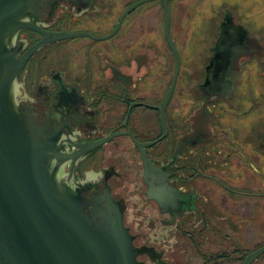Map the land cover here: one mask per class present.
Listing matches in <instances>:
<instances>
[{"label":"flooded vegetation","instance_id":"obj_1","mask_svg":"<svg viewBox=\"0 0 264 264\" xmlns=\"http://www.w3.org/2000/svg\"><path fill=\"white\" fill-rule=\"evenodd\" d=\"M131 1L123 7V0H41L34 21L43 32L102 37L114 30L122 14L138 0ZM139 8L128 13L106 41L65 39L29 56L14 90L17 106L37 123L55 130L65 153L121 133L74 164L67 162L62 175L71 172L75 181H81L83 195L100 191L106 183L123 209V224L135 248L154 251V259L141 255L138 261L245 264L264 246V125L244 127L246 115L264 104V92L258 88L264 78V45L241 24L235 10L224 7L208 56L198 65L196 83L192 80L190 89L180 88L184 75L180 60L175 88L164 110V134L155 107L171 85L175 64L172 57L168 81L166 58L163 62L152 57V51L163 57L169 50L165 37L164 47L148 36L136 43L125 41L130 18ZM227 12L260 47L253 44L252 54L238 59L229 74L232 89L224 92V98L205 100L199 85ZM43 39L40 32L19 31L15 40L18 57ZM193 73L188 72L187 78ZM135 142L156 167H164L171 196L161 206L148 198L152 180L143 178ZM134 198L140 208L154 214L142 222L128 221V208L137 204ZM187 246L191 249H183ZM249 264H264V253Z\"/></svg>","mask_w":264,"mask_h":264},{"label":"water","instance_id":"obj_2","mask_svg":"<svg viewBox=\"0 0 264 264\" xmlns=\"http://www.w3.org/2000/svg\"><path fill=\"white\" fill-rule=\"evenodd\" d=\"M155 1L162 7L164 37L175 64L171 85L155 107L160 111L165 134L164 110L180 70L179 53L170 35L172 0L134 2L114 30L102 37L43 32L34 21L41 0H0V264H143L138 256L154 259L152 249L133 245L123 224V209L113 200L105 182L100 191L83 195L81 181H75L71 172L62 175L67 162L74 164L82 155L121 133L78 145L74 152L65 153L57 143L55 130L37 123L18 108L14 90L23 64L42 46L79 37L106 41L119 30L128 13ZM219 27L213 55L205 67L206 76L199 85L205 100L212 96L224 98V92L232 89L229 74L238 59L250 56L253 44L260 47L228 12ZM23 29L40 32L44 39L20 59L15 40ZM153 52L152 57L159 61L158 51ZM135 146L141 153L143 178L152 180L148 183V198L161 206L171 196L164 181V167H156L142 145L135 142ZM175 159L176 155L171 160ZM263 253L264 246L251 254L245 264Z\"/></svg>","mask_w":264,"mask_h":264},{"label":"rangeland","instance_id":"obj_3","mask_svg":"<svg viewBox=\"0 0 264 264\" xmlns=\"http://www.w3.org/2000/svg\"><path fill=\"white\" fill-rule=\"evenodd\" d=\"M130 3H132L131 0H123L122 6L125 7ZM224 7L235 10L241 24L247 26L250 32H254L253 34L264 45V0H172L169 3L170 35L179 52L181 71L184 69L180 88L190 89L192 80L197 79L195 73L199 70L198 65H201L208 56V50H210L214 37L213 34ZM130 20V27L126 29L127 31L124 34L126 42L136 43L141 37L148 36L151 40L155 38L157 45L161 43L164 47V18L159 2H150L141 6L132 14ZM87 41V39H83V42ZM158 56L159 61L164 62V58H166L169 72L167 79L170 81L173 66L171 53L167 49V52H163V57L159 53ZM253 64L255 65V63ZM188 72L189 74L194 72V78H187ZM258 88L264 92V78ZM245 106L248 109L249 104L246 103ZM257 106H259L257 110H253L246 115L244 127L247 129L251 125L257 128L262 124L264 125V104ZM135 202L137 204H131L127 210L128 221L139 220L142 222L150 214H154L149 209L140 208L138 199ZM142 228L147 229L149 226L147 228L142 226ZM178 241H180V238ZM183 249H191V247L187 246Z\"/></svg>","mask_w":264,"mask_h":264},{"label":"trees","instance_id":"obj_4","mask_svg":"<svg viewBox=\"0 0 264 264\" xmlns=\"http://www.w3.org/2000/svg\"><path fill=\"white\" fill-rule=\"evenodd\" d=\"M170 2H171V1H170ZM170 2H169V3H170Z\"/></svg>","mask_w":264,"mask_h":264}]
</instances>
